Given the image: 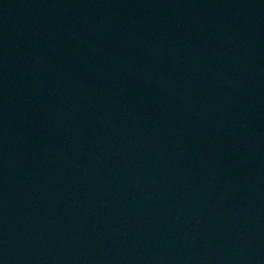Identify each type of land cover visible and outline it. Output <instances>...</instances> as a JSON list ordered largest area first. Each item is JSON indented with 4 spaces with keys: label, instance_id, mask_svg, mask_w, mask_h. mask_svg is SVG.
<instances>
[{
    "label": "water",
    "instance_id": "1",
    "mask_svg": "<svg viewBox=\"0 0 264 264\" xmlns=\"http://www.w3.org/2000/svg\"><path fill=\"white\" fill-rule=\"evenodd\" d=\"M0 264H264V0H0Z\"/></svg>",
    "mask_w": 264,
    "mask_h": 264
}]
</instances>
